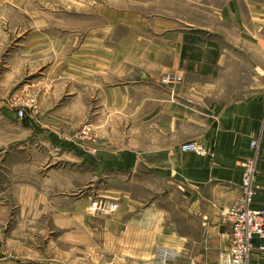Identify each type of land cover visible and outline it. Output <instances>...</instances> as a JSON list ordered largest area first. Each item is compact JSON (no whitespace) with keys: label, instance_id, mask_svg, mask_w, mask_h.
Here are the masks:
<instances>
[{"label":"crops","instance_id":"obj_1","mask_svg":"<svg viewBox=\"0 0 264 264\" xmlns=\"http://www.w3.org/2000/svg\"><path fill=\"white\" fill-rule=\"evenodd\" d=\"M175 1L180 10L160 0L158 16L142 18L145 38L80 50L101 135L90 164L127 176L118 211L88 218L94 262L84 264H159L162 250L174 253L172 264H218L230 243L222 211L240 200L248 161L257 173L253 208L264 211V7ZM166 73L182 79L174 102L159 83ZM187 143L207 153H182ZM248 264H264V254L253 251Z\"/></svg>","mask_w":264,"mask_h":264},{"label":"rangeland","instance_id":"obj_2","mask_svg":"<svg viewBox=\"0 0 264 264\" xmlns=\"http://www.w3.org/2000/svg\"><path fill=\"white\" fill-rule=\"evenodd\" d=\"M159 1L0 0V264L94 262L90 202L116 201L127 176L90 164L101 135L79 56L95 40L145 38L142 18L157 17ZM169 75L159 83L174 102L181 83H162Z\"/></svg>","mask_w":264,"mask_h":264},{"label":"built area","instance_id":"obj_3","mask_svg":"<svg viewBox=\"0 0 264 264\" xmlns=\"http://www.w3.org/2000/svg\"><path fill=\"white\" fill-rule=\"evenodd\" d=\"M181 77L169 75L162 80L165 85H177ZM22 117V111L18 112ZM250 148H257L256 141ZM182 153L204 155L207 153L197 143H187L179 147ZM240 200L232 207L224 209L222 216L230 227V243L226 250L219 254L218 264H248L253 251L264 254V211L253 208L256 194L257 178L253 161L243 164ZM89 213L96 216H109L118 211V205L111 200L98 198L90 202ZM159 264H172L175 255L171 251L162 250L158 253Z\"/></svg>","mask_w":264,"mask_h":264}]
</instances>
